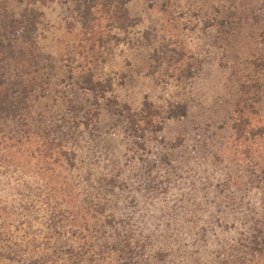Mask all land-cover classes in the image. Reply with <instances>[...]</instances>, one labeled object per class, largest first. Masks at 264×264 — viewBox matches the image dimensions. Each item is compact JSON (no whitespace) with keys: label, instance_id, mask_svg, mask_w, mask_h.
<instances>
[{"label":"trees","instance_id":"obj_1","mask_svg":"<svg viewBox=\"0 0 264 264\" xmlns=\"http://www.w3.org/2000/svg\"><path fill=\"white\" fill-rule=\"evenodd\" d=\"M72 1L80 17L81 43L89 51L106 50L111 39H117L112 30L130 27L125 0ZM38 3L40 0H14L13 5H0V170L38 180L43 201L52 210L53 232L46 236L44 247L31 243L37 253L28 255L24 264H98L115 259L138 264L151 240L142 234L147 210L159 200L160 211L171 215L173 226L188 227L184 229L188 231L187 243L197 238L204 242L209 230L217 227L243 226L251 231L247 256L240 252L238 256L236 251L231 259L221 258L218 264H264V211L257 212L253 204L243 207V201L258 196L264 203L260 102H237L231 118V141L213 156L218 163L227 158L233 168L212 172L207 171L206 161L198 163L199 158L194 157L207 153L201 146L193 148L179 141L166 144L155 136L166 120L189 116L187 99L158 103L146 97L139 112L132 111L128 104L112 103V114L118 119L125 144L113 145L121 158L111 149L116 162L110 164L108 176L90 182L89 176L82 177L86 165L82 167L85 161L78 156L80 145L89 141L106 149L115 137L116 129L100 124L102 102L109 107L106 95L112 91V84L84 67L74 82L78 90L89 92L92 98L85 104L79 96H60L67 91L59 93L53 82L63 74L53 64L48 66L35 47L42 18ZM226 18L231 19L226 25L234 23V16ZM106 28L111 32L106 33ZM227 31L225 35L231 34ZM93 55L91 59L97 60ZM257 65L264 67L262 62ZM65 171H75L78 176L71 178L70 173L68 178ZM227 212L240 215L244 222L236 223ZM8 213L0 209V217H8ZM207 214L214 217L213 224L207 222ZM66 224L72 228L74 245L63 244ZM193 235L198 237L192 239ZM14 247V254L0 251V256L16 257L27 251L18 242ZM7 248L13 251L11 246ZM219 255H224L223 250Z\"/></svg>","mask_w":264,"mask_h":264},{"label":"rangeland","instance_id":"obj_2","mask_svg":"<svg viewBox=\"0 0 264 264\" xmlns=\"http://www.w3.org/2000/svg\"><path fill=\"white\" fill-rule=\"evenodd\" d=\"M125 1L131 18L130 27L110 31L117 39H111L113 41L106 50L94 52L81 43L80 17L74 11L72 0H40L38 3L42 18L35 47L48 66L53 64L59 74H63L53 82L59 93L64 89L67 91L66 95L60 93V96H79L85 104L92 98L89 92L78 90L74 82L84 67L91 68L96 78L110 80L112 84V91L106 95L109 107L102 102L100 124L117 132L105 146L108 151L97 148L94 142L81 143L78 156L85 161L82 167L86 165L82 177L89 176L93 182L108 176L110 164L116 162L112 155L113 145L125 144L118 129V119L112 114L113 104H128L132 111L139 112L146 97L158 103L185 98L190 104L186 119L163 123V130L155 135L159 140L166 144L184 142L193 148L201 146L207 153L194 157L199 158L198 163L206 161L209 164L206 165L208 172L233 168L227 158L218 163L213 156L219 155L221 148L231 141V118L237 102L246 99L248 103L260 102L261 122H264V67L257 65L264 63V0ZM5 3L10 6L14 0H0V5ZM227 15L234 16V23L226 25L231 22ZM226 31L231 34L225 35ZM105 32L110 33L108 28ZM93 54L97 60L91 59ZM70 73L74 78L69 79ZM154 143L152 145L156 146ZM98 150H101L100 154ZM114 155L121 158L116 150ZM99 156L101 159L98 160ZM220 157L223 159V155ZM64 173L68 178L70 173L73 174L71 178L78 176L75 171ZM40 188L35 178L0 170V209L9 212L8 217H0V251L14 254L17 242L24 251L27 250L16 257L0 256V264H24V259L34 254L31 243L44 247L46 236L53 232L52 210L43 201ZM260 198L243 201V207L253 204L258 208L257 212L264 211ZM160 202L149 205L147 210L142 234L151 240L147 253L140 257L138 264H218L221 258L231 259L236 251L238 256L239 252L247 256L246 246L250 245L251 239L248 228L217 227L209 230L204 242L197 238L198 235H193L192 239H197L187 243L188 231L184 229L188 227L173 226L169 219L171 215L160 211ZM227 215L235 217L238 224L244 222L240 215L230 212ZM206 220L213 224L214 217L207 214ZM62 231L63 244L74 245L71 226L64 225ZM222 250L224 255L218 256ZM98 264L123 263L115 259Z\"/></svg>","mask_w":264,"mask_h":264}]
</instances>
